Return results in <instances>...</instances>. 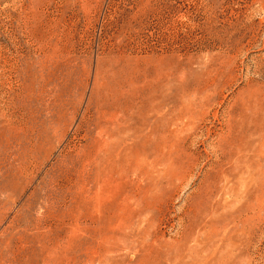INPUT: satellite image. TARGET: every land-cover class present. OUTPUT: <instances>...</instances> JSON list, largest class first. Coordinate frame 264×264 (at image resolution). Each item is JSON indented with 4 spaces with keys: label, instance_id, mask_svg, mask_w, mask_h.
I'll use <instances>...</instances> for the list:
<instances>
[{
    "label": "rangeland",
    "instance_id": "rangeland-1",
    "mask_svg": "<svg viewBox=\"0 0 264 264\" xmlns=\"http://www.w3.org/2000/svg\"><path fill=\"white\" fill-rule=\"evenodd\" d=\"M0 264H264V0H0Z\"/></svg>",
    "mask_w": 264,
    "mask_h": 264
}]
</instances>
